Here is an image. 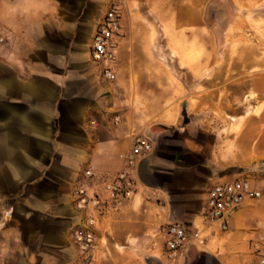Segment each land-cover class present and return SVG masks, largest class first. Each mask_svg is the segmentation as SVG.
Listing matches in <instances>:
<instances>
[{
	"label": "crops",
	"instance_id": "obj_1",
	"mask_svg": "<svg viewBox=\"0 0 264 264\" xmlns=\"http://www.w3.org/2000/svg\"><path fill=\"white\" fill-rule=\"evenodd\" d=\"M161 2L0 0V264H75L73 190L84 184L106 197L103 182L147 129L158 142L137 163L135 194L98 214L92 264H256L264 196L231 212L226 229L205 208L213 185L249 179L257 166L240 170L264 151L245 147L238 157L231 138L221 156L220 133L194 111L203 106V21L184 26L187 18L161 14ZM114 6L125 13L108 81L90 49ZM173 30L191 31L195 48L173 53ZM253 185L264 190V180ZM172 222L199 234L175 254L165 247Z\"/></svg>",
	"mask_w": 264,
	"mask_h": 264
},
{
	"label": "rangeland",
	"instance_id": "obj_2",
	"mask_svg": "<svg viewBox=\"0 0 264 264\" xmlns=\"http://www.w3.org/2000/svg\"><path fill=\"white\" fill-rule=\"evenodd\" d=\"M160 1L161 14L187 18L184 26L190 27L197 17L203 21L200 45L205 86L201 89L203 106L198 110L195 107L194 111L203 116L199 120L203 126L220 133L221 156L233 145L238 157L245 147L264 151V0H157ZM114 7L122 19L125 12ZM175 26L173 23V29ZM187 35L188 38L172 31L173 53L185 51L186 47L189 51L195 48L191 31ZM179 57L173 55V65ZM183 57L192 62L196 56ZM198 58L201 60V56ZM231 138H235L233 145L230 142L224 146ZM211 153L215 152H207L209 157ZM254 166L258 169L249 172L252 175L249 180L253 183L264 180V159L254 161L240 173Z\"/></svg>",
	"mask_w": 264,
	"mask_h": 264
},
{
	"label": "built area",
	"instance_id": "obj_3",
	"mask_svg": "<svg viewBox=\"0 0 264 264\" xmlns=\"http://www.w3.org/2000/svg\"><path fill=\"white\" fill-rule=\"evenodd\" d=\"M122 35L121 14L115 8H109L99 22L91 42L90 57L94 65L101 67V75L108 81L116 77V48ZM153 149L151 140L145 136L132 139L130 151L122 155L125 168L109 180L103 182L106 197L95 188L80 184L73 190V206L77 223L72 228L71 242L77 250L75 264H92L96 246L97 216L106 207L107 201L115 202L121 198H131L137 191V163ZM83 176L92 179V170H85ZM264 196V190L253 185L246 178L220 182L208 191L205 216L209 222L223 221L222 228L227 227V216L238 209L247 200H256ZM165 247L170 254H175L198 233H189L179 222H172L165 230ZM256 264H264V237L254 245Z\"/></svg>",
	"mask_w": 264,
	"mask_h": 264
},
{
	"label": "water",
	"instance_id": "obj_4",
	"mask_svg": "<svg viewBox=\"0 0 264 264\" xmlns=\"http://www.w3.org/2000/svg\"><path fill=\"white\" fill-rule=\"evenodd\" d=\"M145 137L149 138L154 144H157L158 142V136L152 132H150V129H147L144 133Z\"/></svg>",
	"mask_w": 264,
	"mask_h": 264
},
{
	"label": "trees",
	"instance_id": "obj_5",
	"mask_svg": "<svg viewBox=\"0 0 264 264\" xmlns=\"http://www.w3.org/2000/svg\"><path fill=\"white\" fill-rule=\"evenodd\" d=\"M183 116H184V124H186L187 121H188V119L186 118V114H185V112H183Z\"/></svg>",
	"mask_w": 264,
	"mask_h": 264
}]
</instances>
